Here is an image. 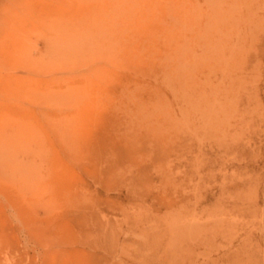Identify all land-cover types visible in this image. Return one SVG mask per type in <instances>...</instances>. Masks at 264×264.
<instances>
[{
	"label": "rangeland",
	"instance_id": "374dc122",
	"mask_svg": "<svg viewBox=\"0 0 264 264\" xmlns=\"http://www.w3.org/2000/svg\"><path fill=\"white\" fill-rule=\"evenodd\" d=\"M0 264H264V0H0Z\"/></svg>",
	"mask_w": 264,
	"mask_h": 264
}]
</instances>
